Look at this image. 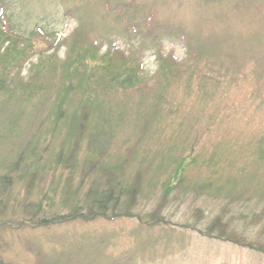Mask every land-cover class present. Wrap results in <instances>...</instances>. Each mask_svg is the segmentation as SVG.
Wrapping results in <instances>:
<instances>
[{"label": "rangeland", "instance_id": "obj_1", "mask_svg": "<svg viewBox=\"0 0 264 264\" xmlns=\"http://www.w3.org/2000/svg\"><path fill=\"white\" fill-rule=\"evenodd\" d=\"M0 27L3 264H264V0H0Z\"/></svg>", "mask_w": 264, "mask_h": 264}, {"label": "trees", "instance_id": "obj_2", "mask_svg": "<svg viewBox=\"0 0 264 264\" xmlns=\"http://www.w3.org/2000/svg\"><path fill=\"white\" fill-rule=\"evenodd\" d=\"M1 28V27H0ZM38 34H40V35H43L44 36V33L43 32H38ZM49 36L50 37H52V36H54V33L53 34H49ZM0 37H1V39H3V40H1L2 41V44H4L5 42H7L8 44H10V45H12L13 43H15L16 44V42L14 41L15 39H18V36H16V35H14L13 33H11V32H7V31H5V30H3L2 28L0 29ZM11 40H12V42H11ZM93 45V44H92ZM14 46V45H13ZM25 52V51H24ZM118 53V52H117ZM118 55V57H120L122 60H124V61H126L127 59L123 56V54L122 53H118L117 54ZM6 57V55H2L0 58L1 59H3L4 60V58ZM72 65H73V63H69V64H67L66 63V66L68 67V68H66V70H67V76L68 77H70L71 76V73H70V71H71V68H72ZM74 69V68H73ZM116 73V72H115ZM112 73V72H108V75H111L112 77V80L113 79H117L116 77L119 75L118 73ZM86 116V115H85ZM85 116H84V119H85ZM82 120L81 122H78V124L80 125H78L79 127H80V129H84L83 127H84V123L86 122L85 120ZM79 129V130H80ZM71 132H73V131H71ZM81 133V132H80ZM74 150H75V148L74 149H72L71 151H70V153H69V159L70 158H72L73 157V155H74ZM264 154V153H263ZM260 158L261 159H263L264 158V155H262V156H260ZM68 161V160H67ZM182 169V167H178L177 168V170H176V173H175V179L177 178V177H179L180 175H179V171ZM2 181H3V184L2 185H0V193H3V192H5L7 189H8V187H9V179H8V176H6V175H3L1 178H0ZM9 180V181H8ZM6 181V182H5ZM107 182H109V181H107ZM137 185H138V183L136 182L135 183V185H134V187H132L131 189H130V200H128L127 201V205H128V202H130V204H132L131 203V201H133V199L135 198V196L137 195V192H138V187H137ZM119 186V185H118ZM113 191V188H109V190L105 193V194H103V195H101V196H99L98 195V193H97V191H95L94 192V196H93V198L89 201V202H91L90 203V208H89V210H90V216H86L85 214H83L82 212H76V211H73V212H71V213H69L68 215H57V216H55V217H53V218H45V219H43L41 222H39L38 224L40 225V226H48L49 224H51V222H53L54 224H60V223H62V221H64V220H74V219H83V220H90V219H94V218H99V217H106V218H108L107 216H109V215H107V211L110 209L109 208V203L110 202H112L113 200H115V201H117L118 202V196H120V194H122V192H123V190H121V191H119V193H118V195L117 196H114L113 197V193L114 192H112ZM92 193V190H90L88 193H87V195H90ZM131 197H132V199H131ZM116 198V199H115ZM114 201V203H116ZM130 204L128 205V206H130ZM117 205V204H116ZM116 205L112 208V210H113V215H112V218H114V216H115V212L114 211H116L117 209H116ZM126 207V208H123L122 210H124L125 209V212H124V214L125 215H128V214H130L129 212V207ZM64 219V220H63ZM111 219V218H110ZM155 222H160V219H156L155 220ZM222 227H224L223 225H222ZM221 227V224H220V222H219V220L218 219H216L212 224H211V226L208 228V231H210V230H214L215 231V229H216V231L218 230V235L219 236H221V237H225L226 238V240H229V241H233V242H240V238L239 237H237V235L233 232V233H231V234H228L227 235V232H226V230L224 229V228H222ZM211 233H213V232H211ZM210 233V234H211ZM249 246V245H248ZM259 249H261V251L264 253V245H261L260 247H259ZM0 264H3L1 261H0ZM37 264H44L43 263V261H42V259L41 260H38V262H37Z\"/></svg>", "mask_w": 264, "mask_h": 264}]
</instances>
